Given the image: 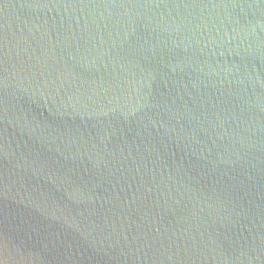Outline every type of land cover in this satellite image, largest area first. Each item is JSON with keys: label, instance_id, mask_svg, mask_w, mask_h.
Wrapping results in <instances>:
<instances>
[{"label": "water", "instance_id": "water-1", "mask_svg": "<svg viewBox=\"0 0 264 264\" xmlns=\"http://www.w3.org/2000/svg\"><path fill=\"white\" fill-rule=\"evenodd\" d=\"M0 264H117L1 124Z\"/></svg>", "mask_w": 264, "mask_h": 264}]
</instances>
